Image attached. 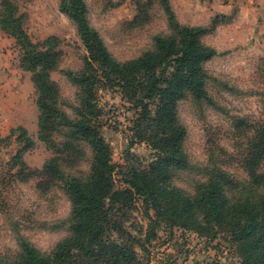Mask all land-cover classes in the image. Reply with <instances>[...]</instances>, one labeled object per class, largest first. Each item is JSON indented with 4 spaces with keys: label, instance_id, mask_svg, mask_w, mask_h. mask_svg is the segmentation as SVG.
Here are the masks:
<instances>
[{
    "label": "rangeland",
    "instance_id": "374dc122",
    "mask_svg": "<svg viewBox=\"0 0 264 264\" xmlns=\"http://www.w3.org/2000/svg\"><path fill=\"white\" fill-rule=\"evenodd\" d=\"M60 1L17 0V3L26 20V29L35 42L49 36L60 39L63 56L51 77L60 89L59 109L76 118L80 89L62 71L82 68L86 49L76 24L60 10ZM147 1L86 0L92 26L100 32L119 61L133 59L152 49L156 35L172 34L168 17L159 2L146 4ZM246 1L175 0L173 8L182 24L203 25L213 17L210 18L209 7L214 2L229 5L226 15L235 18L237 4ZM250 19L251 13L247 12L241 19L240 30L234 33L241 42L250 35V31L243 29ZM232 36L226 33L221 42L229 41ZM214 39L204 37L209 45L216 42ZM254 42L217 50L219 54L206 63L208 91L214 104L190 96L178 104V119L187 129L184 150L190 165L175 172L173 184L190 195H194L199 184L216 172H225L231 180L240 183L250 179L245 159L256 136V127L264 123V51H256ZM21 62V48L0 28V256L5 259H13L19 254L23 239L49 253L70 234V198L62 184L50 183L42 172L45 161L58 155L65 172L87 178L93 160L90 145L72 140L65 127L52 134L55 148H48L39 139L37 91L32 72L23 69ZM98 98L101 114L97 123L116 164L113 180L117 188H128L124 175L131 169L148 167L155 160V150L137 134L138 109L123 97L119 88L102 85ZM241 119L247 122H241ZM19 126L26 127L37 143L25 154L26 168L22 171L13 161L21 145L18 133L11 135L12 129ZM149 126L148 123L144 126L148 135ZM57 148L58 151H53ZM30 170L32 175L26 179ZM260 172L264 173V160ZM235 191L240 193L241 187ZM151 212L154 215V211ZM118 213L127 231L133 236L145 237L149 219L140 197L131 208ZM157 232L158 236L147 243L148 255L137 248L139 264H229L240 261L234 242L225 232L212 238L167 222H161Z\"/></svg>",
    "mask_w": 264,
    "mask_h": 264
},
{
    "label": "trees",
    "instance_id": "16d2710c",
    "mask_svg": "<svg viewBox=\"0 0 264 264\" xmlns=\"http://www.w3.org/2000/svg\"><path fill=\"white\" fill-rule=\"evenodd\" d=\"M153 1L164 9L172 34L156 35L152 49L126 61L112 55L100 32L92 26L86 0L60 1V10L76 24L86 49L82 68L62 71L80 89L77 116L71 118L58 107L60 89L51 77L63 56L60 39L49 36L35 42L17 0H0V28L16 40L22 50L21 66L32 72L39 139L48 148H55L52 134L65 127L72 140L88 143L93 152L87 178L65 172L58 155L48 158L42 167L50 183L62 184L70 198V234L49 253L23 239L19 254L13 259L0 256V264H139L137 248L149 254L147 243L158 236L161 222L212 238L225 232L240 258L238 263L229 264H264V173L260 172L264 123L256 127L245 159L249 181L240 183L225 172H216L199 184L194 195L173 184L175 172L190 165L184 150L187 129L178 119V104L189 96L214 104L208 91L206 63L219 52L204 37L219 25L231 22L234 15L216 14L208 25H184L171 0H148L146 4ZM262 64L264 76V59ZM102 85L119 88L138 109L137 134L155 150V160L148 167L131 169L124 175V183L129 186L124 189L114 183L116 164L97 123L101 114L98 91ZM147 123L149 135L144 131ZM12 133H18L21 143L13 161L22 171L26 168L25 154L37 143L24 126L12 129ZM31 175L30 170L25 178ZM239 187L241 192L235 193ZM138 197L149 219L145 237L133 236L118 218V212L131 208Z\"/></svg>",
    "mask_w": 264,
    "mask_h": 264
},
{
    "label": "crops",
    "instance_id": "0c3cea01",
    "mask_svg": "<svg viewBox=\"0 0 264 264\" xmlns=\"http://www.w3.org/2000/svg\"><path fill=\"white\" fill-rule=\"evenodd\" d=\"M173 7L175 6V0H171ZM237 13L233 22L230 24H221L217 27L216 31L210 35L214 37L215 41L211 46L216 48L217 50L229 49L235 46L247 44L249 41H255L253 44V48L256 51H264L263 43H264V1L261 3L256 0H247L241 4H237ZM210 10V18L216 14H228L229 13V5H223L214 2L209 7ZM250 12L251 19L248 23H244L243 29L245 32L250 31L249 37L245 39V41L241 42L237 39L234 33H237L240 30V26L243 24L244 15ZM188 19H191V16H188ZM211 21V20H210ZM209 22L203 24L208 25ZM233 34L229 41L221 42V38L226 34ZM206 37V36H205Z\"/></svg>",
    "mask_w": 264,
    "mask_h": 264
}]
</instances>
